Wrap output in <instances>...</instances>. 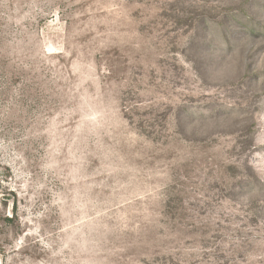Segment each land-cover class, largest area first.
Segmentation results:
<instances>
[{"label":"rangeland","instance_id":"rangeland-1","mask_svg":"<svg viewBox=\"0 0 264 264\" xmlns=\"http://www.w3.org/2000/svg\"><path fill=\"white\" fill-rule=\"evenodd\" d=\"M0 264H264V0H0Z\"/></svg>","mask_w":264,"mask_h":264}]
</instances>
